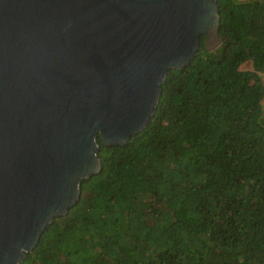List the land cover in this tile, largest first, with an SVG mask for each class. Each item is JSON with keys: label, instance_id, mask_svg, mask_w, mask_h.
Masks as SVG:
<instances>
[{"label": "trees", "instance_id": "obj_1", "mask_svg": "<svg viewBox=\"0 0 264 264\" xmlns=\"http://www.w3.org/2000/svg\"><path fill=\"white\" fill-rule=\"evenodd\" d=\"M222 41L170 69L20 264H264V0H217Z\"/></svg>", "mask_w": 264, "mask_h": 264}, {"label": "water", "instance_id": "obj_2", "mask_svg": "<svg viewBox=\"0 0 264 264\" xmlns=\"http://www.w3.org/2000/svg\"><path fill=\"white\" fill-rule=\"evenodd\" d=\"M217 0H0V264H20L151 119L168 71L221 41Z\"/></svg>", "mask_w": 264, "mask_h": 264}]
</instances>
